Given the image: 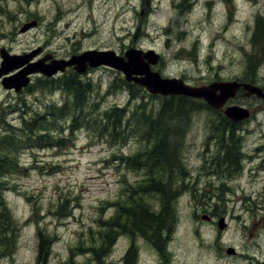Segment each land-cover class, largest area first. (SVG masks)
<instances>
[{
  "label": "rangeland",
  "instance_id": "1",
  "mask_svg": "<svg viewBox=\"0 0 264 264\" xmlns=\"http://www.w3.org/2000/svg\"><path fill=\"white\" fill-rule=\"evenodd\" d=\"M258 17L264 21V0H0V49L23 54L42 48L33 57L38 60L45 53L67 59L94 48L113 49L118 54L132 46L152 48L161 56L154 70L200 86L218 80H241L250 74L264 76V36L258 32L261 40L254 41ZM35 21L36 26L22 29ZM60 76L37 73L18 93L0 84V134L5 129L2 122L18 124L23 109L40 111L49 103L62 102L66 95L63 98L60 90L39 87V81L49 82ZM80 78L94 83L93 98L101 110L130 100L128 89L109 91L111 84L125 79L120 71L102 66L89 69ZM141 93L150 107H158L159 99L149 97L147 91ZM254 101L240 92L230 103L249 106ZM195 114L180 154L186 175L178 178L176 194L168 203L173 220V244L169 246L181 247V251L183 247L195 248L192 258L198 256L196 242L210 241L222 217L229 224L226 245L241 246L230 239L235 226H239L233 217L237 210L234 192L264 195L262 175L250 176L248 167L232 178L216 173L211 161L215 148L213 144L209 150L205 148L212 137L210 128L216 112ZM255 137L246 141L248 150L260 138L256 133ZM140 147L135 137L118 146L99 142L86 128L74 133L66 146L20 151L19 163L28 169L8 177L3 196L14 220L15 241L7 248L0 243V264H122L130 242L142 248L148 237L129 234L120 227L114 233L112 256L95 259V253L102 252L101 221L111 222L121 206L130 207L131 186L143 176L125 166L120 155L133 154ZM135 196L154 212L163 208L162 196L157 193L137 192ZM63 205L67 215L60 213ZM237 212L243 214L240 208ZM210 213L215 216L213 223L203 219ZM253 218L264 221V211L257 209ZM126 221L124 215L118 219L120 224ZM42 237L50 240L47 252L40 251ZM181 254L174 255V263L196 264L191 258L186 263ZM216 256L202 255L200 262L236 263L226 257L217 260ZM237 264L247 263L239 260Z\"/></svg>",
  "mask_w": 264,
  "mask_h": 264
},
{
  "label": "trees",
  "instance_id": "2",
  "mask_svg": "<svg viewBox=\"0 0 264 264\" xmlns=\"http://www.w3.org/2000/svg\"><path fill=\"white\" fill-rule=\"evenodd\" d=\"M258 32L264 36L262 17L256 19L255 42L261 40ZM39 82L41 83L39 87L53 86L51 90L53 88L60 90L63 98L66 95L69 99L49 103L40 111L31 108L28 111L23 109V115L18 124L2 122L5 129L4 134H0V243L7 248L15 241L14 220L3 194L8 188V177L19 172L25 173L28 169L24 164L19 163L20 151L24 149L35 151L40 148L56 149L66 146L74 133L86 128L94 139L109 145L125 144L132 137L139 139L141 144L137 152L120 155L125 166L135 172H142L143 176L131 186L130 207L121 206L111 222L101 221L100 250L103 252L108 249L107 247L114 240L115 231L120 227H122L121 231L129 234L136 232L151 236L158 241L163 240L161 235L173 223L168 203L176 194L178 178L186 175L180 157L186 130L196 112L204 110L219 113V111L210 107L202 99L186 95L160 96L147 93L149 97L160 100L157 108L153 105L150 107L141 93L146 90L140 85L127 82L124 78H119L120 84H111L109 91L112 88L128 89L130 100L124 105H113L101 110L100 104L93 98L94 83L91 80H82L75 71L62 74L49 82ZM211 131L213 137L220 138L222 146L227 144L224 128L222 135L217 134V127L213 125ZM227 141L228 146L234 145L231 135ZM228 151L231 161L229 157L226 159L232 162L233 151L231 152V149ZM137 192H153L161 195L163 202L161 212H154L140 197H134ZM61 208L60 213L67 215L68 213L64 211L66 207L63 205ZM121 215L126 216V223L118 222ZM37 233L41 234L39 227ZM49 243L50 240L42 237L40 251L47 252ZM98 256H100L99 253Z\"/></svg>",
  "mask_w": 264,
  "mask_h": 264
},
{
  "label": "flooded vegetation",
  "instance_id": "3",
  "mask_svg": "<svg viewBox=\"0 0 264 264\" xmlns=\"http://www.w3.org/2000/svg\"><path fill=\"white\" fill-rule=\"evenodd\" d=\"M67 41H69L68 38ZM41 49L42 48H39V50ZM251 57H253V55ZM71 69L72 68L69 70ZM249 70L250 69L245 71L243 74H246L243 76H247ZM240 79L241 80H236L260 87L263 95H257L256 93L246 95L248 90L241 87L235 97L241 92L244 98H248L251 101L255 100L254 104H252L254 106H245L250 110V116L243 120L236 121L230 119L221 111L216 113L215 116L217 118L215 121H212V125L213 127H217L218 135H222L224 128L225 143L227 144H223L222 146L220 138L218 137L217 139L212 136L206 141L207 144L205 145V148L207 147V150H209L212 144L215 148L211 161L214 164L217 174L221 172L225 177L229 176L232 178L234 174L243 173V170L248 167L250 168V176L256 177L258 174L262 175L260 183L264 187V112L262 111L264 110V76L250 74L247 77H242ZM260 108L263 109L260 110ZM255 133L259 134L260 138H257L254 146L248 150L246 147V141H248L251 137H255ZM230 135L234 140L233 146H228L229 143L227 139ZM217 142L219 144H217ZM228 149H231V152L233 151L232 162H229L226 159V157H229ZM222 158L225 161H223ZM229 160L231 161V157H229ZM255 170H257V173L254 172ZM256 181L259 182L258 180ZM234 194L237 196L235 199L237 210L233 217L238 219L239 226H235L236 229L234 231V235L231 236L230 239L239 241L241 246L232 244L226 245L224 238L227 229L229 228V224L226 219L222 217L225 221L224 229H220L219 224H217L218 229L215 225H213V227L215 226L216 228L214 230L215 235L213 238L208 242H196V249L198 250V256L196 258H192L190 256L194 252L195 248L183 247L181 251V247H175L172 249L169 246L170 244H173V242L170 241V238H172L173 235V230L172 227L168 226V230L163 228V230H165V233L161 235V237L164 238L163 240L158 241L151 236L143 235L144 237H148V241L142 248L137 247L134 242H130V244L124 249V256L121 258L122 264H176L174 263V261H176L175 256L180 255V253H182V260H185L186 263L191 258L192 261L196 262V264H201L200 257L202 255L212 253L214 255H218V257L216 256L217 260H221L226 257L233 259V262H236L235 264H237L239 260H242L247 264H264V221L262 219L257 220L253 218V214L257 209L264 211V195L260 193L258 196L253 197L251 194H247L244 190L240 193L234 192ZM241 201L242 203H240ZM238 208H240V211H242L246 217L243 214H240V212H237ZM203 219L213 223L215 221V216L213 213H210L203 216ZM114 241L115 238L111 245L107 247L108 249L106 251L99 253L100 256H98V253H95V259H98L101 256L108 257L109 259L114 253L116 245V242ZM207 263L219 264L210 262L209 260H207Z\"/></svg>",
  "mask_w": 264,
  "mask_h": 264
},
{
  "label": "water",
  "instance_id": "4",
  "mask_svg": "<svg viewBox=\"0 0 264 264\" xmlns=\"http://www.w3.org/2000/svg\"><path fill=\"white\" fill-rule=\"evenodd\" d=\"M35 22L25 25L26 30ZM37 51L24 54H11L5 48H1L0 55V79L3 87L13 89L16 92L26 87L31 80V75L42 73L53 76L63 72L67 67H73L77 73H84L89 67L110 66L120 71L128 82H133L146 88L153 95H186L193 98L204 99L207 104L215 109L222 110L232 120H243L250 116V110L241 105L228 104L234 98L241 87L247 89L246 95L256 93L263 95L260 87L249 83L232 81H213L200 86L192 85L181 77H165L159 71L154 70L160 60V54L154 49L142 50L132 46L124 55L118 54L113 49H89L81 54L72 55L66 59H51V55L30 62ZM207 218V217H205ZM219 228L224 229V218L219 220Z\"/></svg>",
  "mask_w": 264,
  "mask_h": 264
}]
</instances>
